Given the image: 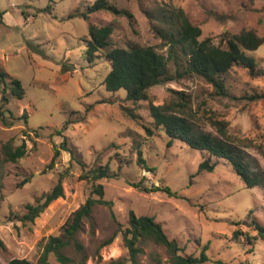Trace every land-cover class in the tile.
<instances>
[{"label":"rangeland","instance_id":"obj_1","mask_svg":"<svg viewBox=\"0 0 264 264\" xmlns=\"http://www.w3.org/2000/svg\"><path fill=\"white\" fill-rule=\"evenodd\" d=\"M108 1L132 16L107 10L90 13L88 6L95 0H0L4 11L0 70L18 78L26 92L23 99L9 94L5 114L13 124L0 120V147L11 138L14 145L25 142L27 146L24 157L0 168V239L4 243L0 264L12 258L37 262L48 238L61 233L68 217L88 197H96L97 182L104 184V197L113 202L112 208L97 204L92 216L84 219L76 234L83 248L71 244L63 251L72 260L69 264H133L122 234L129 226L130 210L154 216L185 254L198 255L202 245L209 243L210 260L202 264H264V240L254 223L264 226V189L247 188L223 158L212 157L217 161L213 171L198 172L209 153L181 140L168 145V135L153 123L148 101L133 104L125 90L106 89L104 79L111 63L105 55L93 62L84 57L92 22L113 25L114 47L150 45L169 58L170 45L160 30L178 24L175 14L164 17L178 8L201 27L200 39L210 37L215 44L224 45L227 35L247 28L264 36V0ZM174 49L184 62L180 47ZM248 55L255 58L262 74L252 76L248 68L234 66L225 81L226 96L218 95L202 77L187 73L152 86V100L162 104L172 97L173 89L183 91L190 97L188 115L202 129L216 134L213 122L226 120L236 142L252 140L264 146V97H254L264 94V44ZM169 64L175 72L174 60L169 58ZM3 87L0 82V100ZM130 110L139 117L133 118ZM70 119L69 128L59 135L57 130ZM64 136L80 150L84 168L66 151H61L54 167L47 168L54 144L59 145ZM244 149L264 171V156L257 146ZM139 151L152 169L139 163ZM108 163L118 177L96 182L82 177L90 168ZM61 175L64 195L34 222L19 220L16 216L26 212V205L50 191ZM24 179L29 181L23 183ZM134 182L148 187L168 185L177 195L146 191L133 186ZM235 230L242 232L238 239ZM111 237L112 242L104 245ZM140 246L138 264H171L164 245L147 239ZM49 261L61 264L54 253Z\"/></svg>","mask_w":264,"mask_h":264},{"label":"trees","instance_id":"obj_2","mask_svg":"<svg viewBox=\"0 0 264 264\" xmlns=\"http://www.w3.org/2000/svg\"><path fill=\"white\" fill-rule=\"evenodd\" d=\"M101 10L132 16L128 10L119 9L108 0H95L92 5L88 6L90 13ZM174 14L177 16L178 24L172 23L171 30L162 29L160 31L170 45L169 58L173 59L177 66L175 72L171 71L169 58L158 53L153 46L140 44H132L128 47L112 46L111 37L114 31L112 24L98 25L92 22L89 24L90 37L87 39L84 57L93 62L98 55H105L111 63V69L104 79L106 89L115 92L125 90L126 99L133 104L148 101L153 123L156 128L163 130L168 135V145H172L175 140H181L194 149L209 153L210 157L200 163L198 172L202 170L213 171L217 166V161H212V157L223 158L232 164L233 169L244 181L247 188L259 186L264 189V171L258 161L244 149L253 146L256 148L257 146L258 151L264 156L262 144L256 145L252 140L249 141V144H244L243 140L236 142L229 133L226 120L213 122L216 127V134L202 129L189 117L190 97L183 91L173 89L171 91L172 97L162 104H155L149 92L152 86L179 79L188 73L202 77L214 87L218 95L226 96L228 92L225 81L227 74L234 66L241 65L248 68L252 76L262 74L261 70H258L255 58L248 55V51H255L261 47L264 44V36L259 35L253 28H247L239 33L224 36V45L215 44L210 37L200 39L201 27L193 24L183 9L178 8L176 12L168 11L164 17H172ZM3 15L4 11L0 10V22L3 21ZM81 15L86 18L89 17L86 13H81ZM176 46H179L182 54L185 55L184 62L176 56L177 53L174 49ZM8 77L9 75L5 71L0 70V82L4 85L1 89L0 120L5 125H12L13 121L9 120L5 114L8 111L5 109V105L10 101L9 94H13L18 99H23L26 92L18 78ZM254 97L262 98L264 94ZM9 113L12 114L10 111ZM130 114L133 118L139 117L133 110H130ZM24 117L27 118V115L24 114ZM84 119L85 117H82V120ZM71 123V119L65 121L57 133L63 136ZM146 130L152 134L151 128L146 127ZM61 151L68 152L71 160L76 161L83 168L86 166L80 150L64 136L59 145L54 144V155L47 168L54 167ZM26 152L25 142L14 145L13 138L3 142L0 147V168L5 162H17L26 155ZM139 155V163L149 170L152 169L141 156V151H139ZM118 176L119 173L114 172L108 163L90 168L82 177L96 182L102 178H116ZM62 180L63 176L61 175L50 191L37 198L35 203H28L26 212L22 216L16 217L24 223L34 222L54 200L64 195ZM28 181V179H24L23 183ZM132 185L142 187L146 191H164L170 196L177 195L176 191H172L168 185L148 187L142 186L141 182H134ZM93 194H96V197L93 195L88 197L85 203L68 217L59 235H51L48 238L37 262L27 258H12L7 264H50L49 256L51 253L56 255L61 264H69L72 260L63 251L71 244H74L79 250L83 248L76 234L83 228L84 219L92 216L97 204H105L112 208L113 202L104 197L103 183L94 184ZM254 223L259 235L264 240V226L256 220ZM122 234L133 264H138V255L142 252L140 243L147 239L167 248L171 255V264H202L210 260L207 253L209 243L202 245L198 255L185 254L179 242L170 238L161 223L151 215H137L133 210H130L129 226L122 230ZM233 234L234 238L238 239L242 232L235 230ZM112 240V237L109 238L104 245L111 243ZM0 245H4L1 239ZM118 263L119 261L111 262V264Z\"/></svg>","mask_w":264,"mask_h":264}]
</instances>
